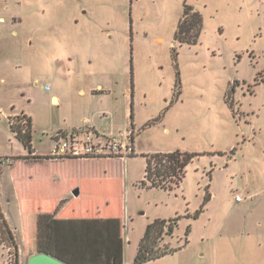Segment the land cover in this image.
I'll use <instances>...</instances> for the list:
<instances>
[{
    "label": "rangeland",
    "instance_id": "1",
    "mask_svg": "<svg viewBox=\"0 0 264 264\" xmlns=\"http://www.w3.org/2000/svg\"><path fill=\"white\" fill-rule=\"evenodd\" d=\"M186 6L194 43L177 38ZM0 17V202L18 230L3 232L0 207V264L40 246L133 264L146 225L176 216L159 243L175 250L144 264H264V0H0ZM97 81L117 100L89 93ZM21 110L39 152L83 117L123 131L132 110L136 154L16 159L27 149L6 115ZM175 150L195 154L178 185L142 186L143 155Z\"/></svg>",
    "mask_w": 264,
    "mask_h": 264
},
{
    "label": "trees",
    "instance_id": "2",
    "mask_svg": "<svg viewBox=\"0 0 264 264\" xmlns=\"http://www.w3.org/2000/svg\"><path fill=\"white\" fill-rule=\"evenodd\" d=\"M200 15L198 12L194 11L191 6H186L183 16L179 21L177 29V38L180 41H185L188 43H194L198 38L200 30ZM132 82V75H131ZM132 97V94H131ZM132 105V102H131ZM130 117H133V112L131 110ZM26 119L25 125H10L11 130L15 133L16 138L23 144V146L28 149L29 152L32 150V135H31V120L22 114L21 119ZM130 126L133 128V123ZM195 154L175 151L166 152H154L151 154H144L146 159L145 175L141 181L142 186L147 187H161V188H172L177 186L181 181L185 173V166L193 158ZM34 157H44V156H34ZM49 157V156H46ZM209 199L208 195L205 196V202ZM60 206V204L58 205ZM58 208V207H57ZM56 208V209H57ZM57 211V210H56ZM200 210H196L193 217H197ZM176 216L173 219H165L162 217H156L154 220L146 225L143 235L141 236L137 250L133 259V264H144L146 262L156 260L166 254L172 253L175 248L164 247L160 248V241L163 235H172L174 227L179 219ZM8 235H10V230L7 228V224L3 221V226ZM189 232V227L186 229V234ZM1 234V233H0ZM103 253H106L103 252ZM102 253V254H103ZM109 253V252H107ZM105 254L103 260V255L101 251L95 252H82L80 256L83 264H122L120 255L116 252ZM107 258H111L110 260ZM68 262V261H65ZM70 263V262H68ZM72 264V263H70Z\"/></svg>",
    "mask_w": 264,
    "mask_h": 264
},
{
    "label": "built area",
    "instance_id": "3",
    "mask_svg": "<svg viewBox=\"0 0 264 264\" xmlns=\"http://www.w3.org/2000/svg\"><path fill=\"white\" fill-rule=\"evenodd\" d=\"M45 85V89H49ZM22 114L10 118V125H25L26 119ZM135 131L129 127L117 133L98 132L90 128L75 129L73 131L56 135L51 149L54 157H69L77 159L118 158L123 159L135 153ZM4 159L2 162H6ZM237 201L243 200L240 194L235 195Z\"/></svg>",
    "mask_w": 264,
    "mask_h": 264
},
{
    "label": "crops",
    "instance_id": "4",
    "mask_svg": "<svg viewBox=\"0 0 264 264\" xmlns=\"http://www.w3.org/2000/svg\"><path fill=\"white\" fill-rule=\"evenodd\" d=\"M5 7L7 8V5H5ZM0 20L1 21H4V17H0ZM20 21H21V18L17 22H20ZM15 31L16 30H13L12 33H14ZM1 81H4V78L1 77ZM46 85H49L50 86V88L48 89V90H50L51 89V85L48 84V83ZM44 89H45V85H44ZM45 90H47V89H45ZM127 91H129V90H127ZM78 92L79 93H82V94H86V89H84L83 87H81V88L78 89ZM88 92L91 93L92 95L97 96L98 98H100L101 101L107 100L108 98H112V100H117L116 97L115 98L113 97L114 92H112V90L109 89V87H107L103 82H100V81H97L93 85H89L88 86ZM52 99H55L56 100L55 101L56 103L59 102V97H58L57 94H52L51 95V102H52ZM17 113L25 114L27 117L30 118V120H31V135H32L33 120H32V117L27 112H25L24 110H21V111H18V112L9 113V114L6 115V117L11 116V115H14V114L16 115ZM130 113H131V110H130ZM101 114L104 116L103 111L101 112ZM129 118H130V124H131V122L133 123L132 118L130 117V115H129ZM81 120L84 122V124H85L84 126H81V127H73L72 129H69V130H58L57 131V134H55V136H53L54 137L53 138L54 141L56 140V135L63 134V133H67V132L73 131L75 129L90 128V129L95 130V131H98V132H112V133H117L119 131V130H116L113 127L112 123H114V120H112V118H111V121H110L111 123H109V128H106V126L102 124L103 121H99V120H95V119L93 120V118L92 119H89L87 117H83ZM8 125H9V123H8ZM133 127H134V125H133ZM133 129L135 131L134 140H136V137H137L136 130H135V128H133ZM12 133L15 135V133L13 131H12ZM31 144H32V150H31V152H29L28 149H27V152H24V153L15 155V156H17L16 159H20V160L34 159L36 162L39 161V159H48L49 161H54V162H56V161L57 162H63V161H69V160H79L77 158H69V157H54V156L51 155V149H52V147L50 148V150L48 152H39L33 146V139L31 140ZM134 154H136V150H135V153ZM48 155H49V157H46ZM34 156H44V157L37 158V157H34ZM99 159H102V160H106V159L107 160H113V159H118V158H99ZM20 160H19V162H21ZM85 160H89V159H85ZM76 189H78V188H76ZM78 195H79V189H78ZM69 202H70V199H63V198L58 199L57 202H56L55 208H54L55 214L58 213L59 211H62L64 208H66L68 206ZM59 204H60V206H58ZM0 207H1V212H3V214H4L5 221H6V224H7L8 228H9V230L12 231V232L18 231L17 228L12 227L9 224V221H8V219L6 217V214H5V212H4L3 208H2L1 202H0ZM29 250H30V254L29 255L34 254V253H38V252H46V253H48L50 255H53V256L61 259V260L70 262L69 261V257H64L63 255H61L60 253H58L55 249H53L50 246H48V247L47 246H43V247L40 246V247H35V248H32V249L29 248ZM70 263L76 264L74 262H70ZM19 264H23L21 262V260H20V263ZM26 264H27V262H26ZM122 264H124V262H122Z\"/></svg>",
    "mask_w": 264,
    "mask_h": 264
},
{
    "label": "water",
    "instance_id": "5",
    "mask_svg": "<svg viewBox=\"0 0 264 264\" xmlns=\"http://www.w3.org/2000/svg\"><path fill=\"white\" fill-rule=\"evenodd\" d=\"M73 194L78 195V189L73 191ZM27 264H70L65 262L53 255H50L46 252H38L28 256Z\"/></svg>",
    "mask_w": 264,
    "mask_h": 264
},
{
    "label": "bare ground",
    "instance_id": "6",
    "mask_svg": "<svg viewBox=\"0 0 264 264\" xmlns=\"http://www.w3.org/2000/svg\"><path fill=\"white\" fill-rule=\"evenodd\" d=\"M55 101H56L55 99H52V102H53V103H56Z\"/></svg>",
    "mask_w": 264,
    "mask_h": 264
}]
</instances>
